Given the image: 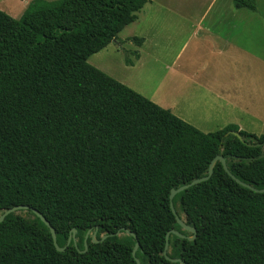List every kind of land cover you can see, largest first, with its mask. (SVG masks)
<instances>
[{
    "label": "trees",
    "instance_id": "obj_1",
    "mask_svg": "<svg viewBox=\"0 0 264 264\" xmlns=\"http://www.w3.org/2000/svg\"><path fill=\"white\" fill-rule=\"evenodd\" d=\"M147 2L0 9V218L31 208L0 221V264H264V134L204 133L89 63ZM207 177L173 199L195 234L170 196Z\"/></svg>",
    "mask_w": 264,
    "mask_h": 264
},
{
    "label": "crops",
    "instance_id": "obj_2",
    "mask_svg": "<svg viewBox=\"0 0 264 264\" xmlns=\"http://www.w3.org/2000/svg\"><path fill=\"white\" fill-rule=\"evenodd\" d=\"M21 1L27 8L32 0ZM259 8H237L234 0H148L125 27H134L133 35L114 43H134L130 67L162 61V75L153 74L154 92L124 83L204 133L228 125L246 130L256 121L253 98L264 94L254 51L264 30ZM168 48L171 66L160 58Z\"/></svg>",
    "mask_w": 264,
    "mask_h": 264
},
{
    "label": "rangeland",
    "instance_id": "obj_3",
    "mask_svg": "<svg viewBox=\"0 0 264 264\" xmlns=\"http://www.w3.org/2000/svg\"><path fill=\"white\" fill-rule=\"evenodd\" d=\"M53 1V0H49ZM259 18L260 25L264 27V0H259ZM0 9L7 11V14L11 15L13 18L20 19L27 9L24 7V1L21 0H0ZM28 7V6H27ZM231 7H234V4H231ZM8 9V10H7ZM133 28L125 29L122 31L118 37L119 40H125L128 36L133 35ZM260 40L258 41V45L255 46V53L258 54V69L259 75H264V30H262L259 34ZM115 40L104 50L92 55L89 58V63L108 75L114 77L118 81L123 84L129 83L134 85L135 87L145 88L149 92H154L156 90V80L153 74H158L160 77L162 75L163 62L160 60H155V62H150L147 64L136 65V67H130L128 61H135V46L133 42H129V40L123 41L119 46L114 43ZM164 55H161V59L167 62V66H171V48L165 49ZM170 64V65H168ZM147 72V73H146ZM158 78V77H157ZM156 78V79H157ZM127 85V84H125ZM129 86V85H128ZM130 87V86H129ZM132 88V87H130ZM134 89V88H132ZM172 87L168 90L172 92ZM135 90V89H134ZM145 90V91H146ZM136 91V90H135ZM176 92V91H175ZM170 101V97H165ZM252 106L254 109V113L256 115V121L247 122L245 125L247 129L245 131L257 134H264V94L260 93V95L253 98ZM214 131V130H209Z\"/></svg>",
    "mask_w": 264,
    "mask_h": 264
},
{
    "label": "water",
    "instance_id": "obj_4",
    "mask_svg": "<svg viewBox=\"0 0 264 264\" xmlns=\"http://www.w3.org/2000/svg\"><path fill=\"white\" fill-rule=\"evenodd\" d=\"M233 135H235V136H237L240 140H242V141H244V139H243V137L241 136V134L239 133V132H235V131H233V132H231ZM262 157H264V155L262 156ZM218 159L219 160H221V162H222V164H223V166L225 167V169L228 171V169H227V163H226V160L222 157V156H220V157H218ZM229 172V171H228ZM229 174L238 182V183H240V184H242V185H244V186H246V187H249V188H252L251 186H249L248 184H245V183H243V182H241L240 180H238L234 175H232L230 172H229ZM208 179V177L207 178H202V179H198V180H195L194 182H192L191 184H188V185H185V186H183V187H181V188H179V189H177V190H172V193H171V196H170V199H171V208H172V210H173V213L177 216V211H176V209H175V207H174V203H173V199H174V197L177 195V194H179L180 192H182V191H184V190H186V189H188V188H190L191 186H193V185H195V184H198V183H201V182H203V181H205V180H207ZM255 191H257V192H260V193H264V189H254ZM29 209H31L30 207H28V206H17V207H15V208H12L11 210H9V211H7V212H5L2 216H1V218H0V221H3L4 220V218L9 214V213H11V212H15V211H19V210H29ZM32 211L49 227V229L51 230V233H52V236H53V239H54V244H55V246H56V248H57V250L58 251H65V249L66 248H63V247H59V245H58V243H57V235H56V231H55V228L51 225V223L47 220V218L46 217H44L43 215H42V213L41 212H39L38 210H36V209H34V208H32ZM177 219H178V221H179V223L186 229V230H189L190 232H193V233H195L196 234V231H195V229H192V228H190V227H188V226H186L181 220H180V218L177 216ZM76 233H77V230H73V233L70 235V237H69V241H68V244H70L72 241L74 242V244L76 245L77 244V242H76ZM89 234H90V232H88L87 233V235H86V238H85V244L87 245V239H88V237H89ZM171 234H175V235H177V236H180V237H184V235H182L181 233H179L178 231H171V232H169L168 234H167V240H169V237L171 236ZM138 247H139V243L137 242V244H136V247H135V250H134V252L138 249ZM168 249H169V243L167 242V244H166V249H165V252H164V254L165 255H167V253H168ZM140 264V263H139Z\"/></svg>",
    "mask_w": 264,
    "mask_h": 264
}]
</instances>
